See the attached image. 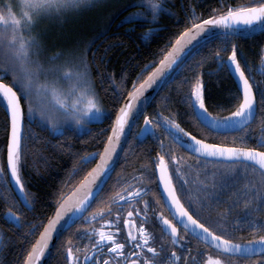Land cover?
<instances>
[{
  "label": "snow or ice",
  "instance_id": "snow-or-ice-1",
  "mask_svg": "<svg viewBox=\"0 0 264 264\" xmlns=\"http://www.w3.org/2000/svg\"><path fill=\"white\" fill-rule=\"evenodd\" d=\"M102 2L103 0H18L16 3L14 0H0V97L6 105L10 130L6 144L5 167L8 169L5 173L6 186L13 185L20 197L19 203L23 207H32L25 188V180L21 175V144L25 115L38 118L60 134H63L66 125L87 126L102 121L105 115L92 87L86 53L80 51L77 54L75 50L67 53L56 52L41 59L44 46L39 35L33 30L42 19L59 22L71 13L96 8ZM135 3L140 4L144 11L130 14L133 19L146 20L148 19L146 13L150 12L152 21L158 23L159 12L166 11L172 14L170 9L163 8L160 0H135ZM189 8L191 9L192 6L190 5ZM185 14L190 17L188 23L191 27H185L175 37V42L164 54L163 59L159 60L156 68L148 72L138 84L134 81L133 88L127 91L126 97H119L124 102L120 103L116 110L115 121L111 125L110 134L107 135L104 151L96 154L88 153L82 157L83 162L87 163L95 155L100 156L97 166L81 182L83 195L74 203L59 204L55 215L43 224L39 239L32 244L31 250L27 251L24 264H37V262L44 264L42 257L45 256L52 242L53 234L70 231L79 219L88 223L100 221L101 226L80 231L81 238L87 239L89 243L83 248H77L75 253L72 247H68L65 252L68 264H121V262L122 264H189L186 245L181 253L176 251V246L184 239L180 234L181 231L186 235L197 237L222 254L216 257L208 256L206 264H239V261L231 259L233 256H239L242 260H246L247 264H264V234H260L264 232V218H257L255 215L256 212L264 211V183L257 184L249 180L244 185V191L238 190V199L245 200L247 209L242 218H234L229 224L226 213H220L215 218L210 215L205 216L206 208L211 207L207 199L197 203L188 198L187 206L182 200L181 193L187 192L188 181L182 173L180 159L165 147L157 131L162 126L171 143L180 145L204 159L220 158L229 162L241 160L252 162L253 167L258 166L261 176L264 177V123L261 124L259 135L251 133L250 128L256 118L257 107L264 110V89H260L257 82V89L254 90L253 82L249 81L245 67L241 64L242 57L238 56L239 46L232 42L233 38L242 31L251 32L257 29L264 31V0L253 2L246 7L235 9L228 7L226 12L210 15L198 22H192L196 19L194 11ZM154 31L155 29H150L146 32L145 38L147 39ZM217 31H220L222 36H216ZM210 33L212 35H209ZM214 40H219L211 54L217 61V67L221 69L231 67L239 80L240 91L235 98L234 110L223 117L213 115L208 110L203 77L196 69H193V75L183 82L188 87L187 95L183 99L190 105L195 120L203 124L209 133L241 132L243 133L239 137L241 144L211 143L210 135L200 139L192 132L185 131L176 120L159 112L155 117L143 116L144 125L140 135L143 138L155 135L161 147V152L151 160L153 168L149 171V175L155 176L158 172L167 197L168 210L172 216V219H169L163 212L154 213L156 222L161 224L162 231L168 233L172 242L170 251L163 245L158 251L152 246L154 243L152 233L143 223L149 220V203L144 200L143 208L137 203L150 190L148 185L139 187L132 185L131 192L125 189L123 194L117 192L111 197H105L103 188L106 183L105 177L112 170L110 161L120 145L121 138L125 135L126 125L143 114L148 100L144 95L145 90L158 83V78L168 76V70L182 60L183 54L194 42L211 43ZM221 51L226 53V56L221 55ZM55 61L61 62L57 64L54 63ZM5 76L10 78V82H5L3 78ZM50 76L68 81V89L51 86L48 83ZM109 80H112V77H109ZM101 83L103 84V79ZM257 91L259 99H257ZM34 98L40 103L39 110L33 107ZM252 138L260 147L246 145V141ZM164 153L167 154V159ZM3 172L4 167H0V173ZM174 175L179 177L177 181L179 189L177 183L173 182ZM219 182L223 188L238 181L235 177L221 175ZM211 188L213 191L208 195L219 202L220 197L214 191L215 183ZM102 199L104 202L117 205L115 211L111 207L101 208L85 215L92 203ZM237 202L238 200H234L233 205ZM129 205L131 210L126 211L125 206ZM6 216L15 225L23 226L20 212L9 209ZM105 216L111 218L104 219ZM136 219L142 221L139 227H134ZM122 225L125 227V232L121 231ZM245 227L253 232L251 240L236 243L228 238L232 235L230 228ZM35 229L36 225H32L30 230L35 231ZM118 237H123L128 242V249L135 248L137 251L126 250L124 242H117Z\"/></svg>",
  "mask_w": 264,
  "mask_h": 264
},
{
  "label": "trees",
  "instance_id": "trees-1",
  "mask_svg": "<svg viewBox=\"0 0 264 264\" xmlns=\"http://www.w3.org/2000/svg\"><path fill=\"white\" fill-rule=\"evenodd\" d=\"M253 2L261 0H160L163 8L170 9L172 14L166 11L159 12L158 23L152 21L150 12L146 13L148 17L146 20L131 18L130 14L144 11L140 4L131 3L109 18L98 33L88 38L84 52L91 78L105 110L104 118L102 121L88 124L82 130L65 127L63 134H60L44 125L38 118L25 115L21 144V175L25 180V188L32 207L26 208L21 205L24 210L17 212L21 213L23 226L17 227L25 232V229H28V221L32 220L36 229L28 240L21 234H13L12 245L6 249L4 245L0 247V264H23L27 251L35 242L43 224L93 166L94 161L84 163L82 157L88 153L102 151L116 110L123 102L119 97H126L127 91L133 88V82L138 84L139 80L144 79L167 52L175 37L185 27L191 26L188 23L190 17L185 13L194 11L196 19L192 22H198L210 15L224 13L228 7L233 9L246 7ZM150 29L155 31L146 39L144 34ZM232 42L239 46L242 66L247 69L256 67L264 42L263 34L252 37L235 36ZM218 43L219 40H214L197 46L166 80L144 115L155 117L159 112L178 122L193 115L190 105L183 99L188 92V87L183 82L193 75V69L202 74L204 85L208 83L212 105H218L219 101L224 102L228 97L226 94L231 92L229 82L232 80L229 79L226 69L216 70V60L211 54ZM109 77H112V80H109ZM6 78L10 82V78L7 76ZM225 83L227 85L222 86ZM262 113L264 111L259 107V114ZM143 116L135 124L120 161L104 187L105 197H111L117 192L123 194L125 189L130 190L132 185L141 180L156 185V177L149 175V171L153 168L151 160L161 152V147L155 135L148 136L143 141L136 138ZM157 131L165 147L169 148L171 141L164 128L160 127ZM8 132V113L0 97V167H4V172L0 173V187L3 189L9 188L4 183L7 181L5 164ZM109 205L103 199L94 202L86 215L101 208L107 209ZM80 222L81 220L60 237L46 264H65L66 248L74 242V234Z\"/></svg>",
  "mask_w": 264,
  "mask_h": 264
},
{
  "label": "flooded vegetation",
  "instance_id": "flooded-vegetation-1",
  "mask_svg": "<svg viewBox=\"0 0 264 264\" xmlns=\"http://www.w3.org/2000/svg\"><path fill=\"white\" fill-rule=\"evenodd\" d=\"M260 34H263V38H264V33H260ZM248 37H252V36H248ZM221 55H225V53H221ZM263 55H264V42L262 44L257 66L249 69L245 68V73L248 76L249 81L253 82L254 90L257 89V82L259 88L264 89ZM238 56L242 57L241 53H239ZM242 62L243 61L241 59V64ZM223 69H226L228 71L229 73L228 77L229 79L232 80L229 82L231 87L230 90L231 92L229 94L228 93L226 94V96L228 97L227 99H225L224 102L219 101L218 105H212L211 97L208 94L210 93V90L208 92V85H207L208 83L205 84L206 106L213 115L221 116V117L227 116L229 111L234 110V103L236 102L235 98L237 96V93L240 91V88L233 79L229 71V68L226 67ZM223 69L216 67V70H223ZM4 79L5 82H9L6 76L4 77ZM227 83L223 84L222 86L227 85ZM257 99H259L258 91H257ZM178 123L180 127H182L185 131L192 132L193 135L197 136L200 139H204L206 136L210 135L211 139L209 140V142L211 143H227V144L235 143L238 145L241 144V140L239 139V137H241L243 133L231 132V131H220V132L214 131L209 133V130L205 128L203 124L196 121L193 115L187 116L186 119ZM262 123H264V113L259 114V106H258L256 118L252 121L250 125L251 133H254L255 135H259L261 132ZM234 137H236V139H234ZM246 145L253 147H260V145L256 143V140L254 138L248 139L246 141ZM168 150L171 151L172 154L176 155L180 159V166L182 169V173L185 179L188 181L186 185L187 192L181 193L182 200L185 201L187 206L188 198H191L193 201L197 203L207 199L211 204V207L206 208L204 213L205 216L210 215L213 218H215L220 213H226L229 224L233 222L234 218H242L247 209L245 207V200L243 198L238 199V190L244 191V185H246L249 180L257 184L264 183V177L261 176L259 168L258 167L254 168L253 164L250 162H245V161L229 162V161L210 159V158L204 159L202 157L196 156L194 153L190 152L186 148L181 147L180 145L174 143H171V146L168 148ZM164 154L167 159L168 158L167 154L166 153ZM171 169H172V164L170 162V171ZM221 175L235 177L238 182L230 183L229 185L222 188L219 182ZM155 177H156L155 186L149 184L145 180H141L137 182L136 184L137 187L148 185L150 189L141 198L140 201H137V203L141 208H143L144 200H147L149 203V207H148L149 220L143 221V223L144 226L148 228L149 232H151L154 237V243L152 246L156 247L157 250L159 251L161 245H163L168 251H170L172 247L170 236L168 235L167 232L162 231L161 224L156 222L154 218V213L163 212L165 216H167L169 219H172V216L168 210V206L165 203L164 198L161 199L163 195L160 190L157 174L155 175ZM178 180L179 177L174 175L173 182L177 183ZM4 183L6 185L7 181H4ZM214 183L216 185L214 191L220 197L219 202L211 199V197L208 195L209 192L213 191L211 186ZM7 186H9L8 189H3L0 187V247L4 245V249H6L7 246L12 245L11 239L13 234H17V233L21 234L22 237H24L26 240H28V238L33 236V231L30 230L33 225L32 220H29L27 224V228L29 230L25 229V232H22L21 230L18 229L17 225L11 222L6 216V213L8 212L9 209H11L13 212H17V211L22 212L24 210V208L19 203L20 198L15 193L11 184H7ZM177 187L179 189L178 183H177ZM132 190L133 188H131L128 191L131 192ZM234 200H238V202L235 205H233ZM109 207L113 208V210L115 211L117 205L110 204ZM248 207L250 208L251 205H249ZM125 208L126 211L131 210L130 205L125 206ZM255 215L257 216V218H264V211L256 212ZM110 218L111 217L109 216L104 217V219H110ZM173 222L175 223V221ZM140 223H142V221L136 219V223L134 227H139ZM100 226H101L100 221H96L94 223H88L83 219H81V222L74 234V242L70 244L68 247H72L74 253L76 252L77 248H83L85 244L89 243V241L87 239L81 238V236L79 235L80 231L85 228H91V227L99 228ZM121 231L125 232V227L123 225L121 226ZM229 231L232 232V235H229L228 238L236 243L245 242L253 238L252 230L247 227L230 228ZM180 234L181 236L184 237V239L180 242L179 245L176 246V251L178 253H181L183 251L184 246L186 245L188 249V252L186 254L189 256V264H206V260L208 256L216 257L218 255H222L214 247L207 246L202 240L198 239L197 237L186 235L183 233V231H181ZM260 234H264V232ZM117 242H124L126 244V250L137 251V249L135 248L128 249V242L125 241L123 237H118ZM149 258H151V256ZM157 258L159 259L160 257ZM231 259L239 261V264H247V261L242 260L239 256H233L231 257ZM253 259H255V257H253ZM65 264H68L66 260V256H65Z\"/></svg>",
  "mask_w": 264,
  "mask_h": 264
},
{
  "label": "rangeland",
  "instance_id": "rangeland-1",
  "mask_svg": "<svg viewBox=\"0 0 264 264\" xmlns=\"http://www.w3.org/2000/svg\"><path fill=\"white\" fill-rule=\"evenodd\" d=\"M14 2L18 3V0H14ZM131 3H135V0H103V2L98 7L78 13H71L66 19H63L59 22L42 19L37 27L33 30L34 33L39 35V38L44 46V52L41 59H45L47 56H50L56 52L67 53L69 51L75 50L77 54H79L80 51H84V46L88 38L95 33H98L100 29L107 24L109 18L114 16L115 13H117L124 6H127ZM27 34L28 33H25V35ZM61 60H63V57H61ZM60 62L61 61H55L54 63L59 64ZM86 62L88 64L92 87L94 88L101 104V100L91 78V72L87 59ZM41 79L43 82V77ZM53 81H55V83H53ZM48 83H50V85L53 87L64 90H67L69 87L68 81L57 79V77L50 76L48 78ZM33 107L37 110L40 108V103L35 98L33 99ZM42 123L47 126L46 123ZM65 127H74L82 130L86 126H76L75 124H69Z\"/></svg>",
  "mask_w": 264,
  "mask_h": 264
},
{
  "label": "water",
  "instance_id": "water-1",
  "mask_svg": "<svg viewBox=\"0 0 264 264\" xmlns=\"http://www.w3.org/2000/svg\"><path fill=\"white\" fill-rule=\"evenodd\" d=\"M191 27V26H190ZM260 33H264V31H260L259 29H257V30H253V31H251V32H248V31H242L239 35H237V36H240V37H248V36H255V35H258V34H260ZM209 35H212L211 33L209 34ZM215 35H222V33L220 32V31H217L216 33H215ZM175 42V41H174ZM173 42V43H174ZM201 43H203V41H200L199 43H196V42H194L191 46H189V48H188V51L185 53V54H183V58H182V60L180 61V62H178L176 65H174V67L172 68V69H169L168 70V73H169V75L168 76H165V77H163V78H158V83H156V84H153L152 85V87H150V88H148V89H146L145 90V93H144V95L146 96V97H148V100L146 101V106L144 107V111H143V114L142 115H140L139 116V118L138 119H135L134 120V122H130V124L129 125H126V129H125V135L121 138V142H120V145L117 147V150H116V153L113 155V158H112V161H110V166H111V172H110V174L108 175V176H106L105 177V181H106V183L104 184V186H103V188L106 186V184H107V182L109 181V179L111 178V176H112V174L114 173V171H115V169H116V167H117V165H118V163H119V161H120V158H121V156H122V154H123V152H124V150H125V147H126V144H127V142H128V139H129V137H130V134H131V132H132V130H133V128H134V126H135V124L137 123V121L144 115V113H145V111H146V109L149 107V105L152 103V101L155 99V97H156V95L159 93V91H160V89H161V87L163 86V84L166 82V80L174 73V71L179 67V65L183 62V60L197 47V46H199ZM172 45V44H171ZM171 45H170V47H169V49L171 48ZM168 49V50H169ZM167 50V51H168ZM164 57V56H163ZM163 57L161 58V59H163ZM263 61H264V55H263ZM159 63V62H158ZM157 63V64H158ZM157 64L156 65H154L153 67H152V69L149 71V72H151L154 68H156V66H157ZM263 66H264V64H263ZM229 68V71H230V73H231V75H232V77H233V79L235 80V82L237 83V85L239 86V88H240V84H239V80H238V77H237V75L235 74V72L232 70V68L231 67H228ZM147 76V75H146ZM4 78V77H3ZM2 98V97H1ZM124 102V101H123ZM122 102V103H123ZM5 103V102H4ZM23 103V102H22ZM6 106V105H5ZM114 121H115V117H114V120H113V123H114ZM112 123V124H113ZM143 125H144V120L142 121V124H141V126H140V129H139V131L137 132V134H136V137H137V139L139 140V141H143V140H145L146 138H143L142 137V135H140L141 134V128L143 127ZM23 128H24V121H23ZM10 131V130H9ZM110 132H111V129H110ZM110 132H109V134H110ZM22 137H23V134H22ZM8 138H9V132H8ZM106 142H107V139H106ZM105 142V143H106ZM104 151V147H103V149H102V151L101 152H103ZM193 153V152H192ZM94 154H96V153H94ZM210 159H217V160H223V161H228V160H225V159H220V158H210ZM91 161H95L94 162V164H93V166L91 167V169L87 172V174L82 178V180L62 199V201L60 202V203H66V204H71V203H74L75 202V200L77 199V198H79L80 196H82L83 195V189L80 187L81 186V182L82 181H84V179H85V177L89 174V172H91V170L92 169H94L96 166H97V164L99 163V161H100V156L99 155H95L94 156V158H92V159H90L88 162H91ZM241 161H243V160H241ZM250 163H252V162H250ZM258 167V166H257ZM7 171H8V169H7ZM157 177H158V181H159V186H160V190H161V193H162V195H163V198H164V200H165V203H166V201H167V197H166V194L164 193V190H163V182L162 181H160L159 180V176H158V172H157ZM11 186H12V188L14 189V191H15V193L17 194V192H16V189L13 187V185L11 184ZM18 196V195H17ZM19 197V196H18ZM20 198V197H19ZM59 203V204H60ZM59 204H58V206H57V208H56V210L58 209V207H59ZM167 204V203H166ZM90 209V208H89ZM88 209V210H89ZM56 210L54 211V213L49 217V218H51V217H53L54 215H55V212H56ZM85 215H86V213H85ZM79 220H81V219H79ZM79 220H77L76 221V223L79 221ZM47 223V222H46ZM75 223V224H76ZM75 224H73V226L75 225ZM43 231V228H42V230L40 231V232H42ZM66 231H61V232H58V233H54L53 234V239H52V242L49 244V248L46 250V254H45V256L44 257H42V260L44 261V264H46L47 263V261H48V259H49V257H50V255H51V253H52V251H53V249H54V247H55V245L57 244V242H58V240L60 239V237L65 233ZM40 234V233H39ZM39 234H38V236H37V238H36V240L37 239H39ZM36 240H35V242H36ZM34 242V243H35ZM33 243V244H34ZM30 250H31V248H30ZM25 261V260H24ZM23 264H24V262H23ZM37 264H39V262H37Z\"/></svg>",
  "mask_w": 264,
  "mask_h": 264
},
{
  "label": "bare ground",
  "instance_id": "bare-ground-1",
  "mask_svg": "<svg viewBox=\"0 0 264 264\" xmlns=\"http://www.w3.org/2000/svg\"><path fill=\"white\" fill-rule=\"evenodd\" d=\"M46 224V223H45ZM42 230V229H41Z\"/></svg>",
  "mask_w": 264,
  "mask_h": 264
}]
</instances>
